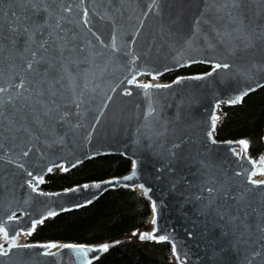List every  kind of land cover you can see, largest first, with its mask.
Segmentation results:
<instances>
[{"label": "snow or ice", "instance_id": "6c2138e0", "mask_svg": "<svg viewBox=\"0 0 264 264\" xmlns=\"http://www.w3.org/2000/svg\"><path fill=\"white\" fill-rule=\"evenodd\" d=\"M249 2L250 0H203L204 7L196 19L194 29L182 38L181 50H191L195 48L198 40L203 39L205 47L213 50L223 47L231 55H235L237 49L242 53L247 50L264 51V25L259 26L257 31L250 23H245ZM125 3L126 0H0V190L12 183L9 176L15 177L19 173L30 178L25 179L24 184L32 193L48 195L39 191V185L44 183L43 177L34 175L26 165L46 156L47 151L56 145H64L68 140H75L80 135V130L85 127V117L93 111L91 94L100 87L98 83L93 86V79L97 78L93 69L99 68L96 61L98 57L105 55L103 49H108L111 54L109 60L105 61V69L117 53L127 58L124 61L126 66H137L138 61L150 56L156 47L155 36L143 52L136 53L134 47L149 14L160 15L162 0H149L142 18H137L138 23L131 34L132 38L123 48H119L116 45L117 31L124 23L122 8ZM117 13H121L119 23ZM95 18L111 23L109 43H105L94 30ZM127 19L131 20V17ZM175 34L171 28L166 32L164 26H161L159 31L160 40L165 43L172 40ZM160 47H163V44ZM243 58L241 56V59ZM194 63L210 64L211 71L202 75L177 77L172 84H152L138 82V77L149 75L155 80L162 75L161 72H145L138 67L133 71L132 67H129L130 76H126L120 83L142 89L143 95L148 97L145 121H149L151 117L149 123L159 122V105H154L149 89L171 88L173 84H179L183 80H204L220 69H229L233 66L226 61L213 62L209 58L198 59L195 56L178 66L186 67ZM81 65L87 67L81 68ZM251 67L257 68V65L252 64ZM260 67L264 68V64ZM169 70L171 69L165 68V71ZM255 90L248 87L234 98L218 100L214 109H218L221 103L228 105L240 103L244 96ZM112 91L115 92L116 89L113 88ZM121 94L131 96L132 88L125 87ZM111 100L112 96H107L99 111L93 113L91 130L86 131L85 139L91 138ZM219 119L214 110L210 128L204 134L206 139L199 140L190 136L185 137L183 134H174L169 143L162 145L167 160L165 169L169 173L178 172L179 166L189 167L193 162L197 163L199 184L196 193L189 196L188 200L195 204L196 214L203 217L202 234L208 233L209 246L217 243L222 250L225 245L229 249L237 250L244 246L247 250L245 264H264V187L261 186L264 185V181L252 179V176L257 174V161L247 156L250 147L247 139L227 143L233 145L229 151L236 156L237 161H246L252 165L251 169H245L241 163V171H234L229 175L227 169L215 168L213 158L207 154L209 151L207 145L218 143L213 132ZM165 132H159L158 135L163 136ZM77 163L79 161L72 163L70 167H75ZM259 164L264 165V155L260 157ZM5 166H11L8 176L4 174ZM53 166L61 167L62 171L69 170L62 165ZM53 166H48L46 171L51 173ZM136 169L137 162L134 160L130 175L114 178L105 183L116 186L121 180L131 181L137 175ZM245 173L248 176L246 180L235 182V177ZM181 182H187L188 188H192V182L188 177L182 176ZM123 186L140 187L146 195L150 191L144 189L143 185ZM95 187L99 188V185ZM171 187L175 188V183ZM77 190L78 188L72 189ZM152 210L154 214L152 223L156 225L155 201L152 202ZM56 214L54 211H48L47 217ZM24 215L30 213L25 212ZM47 217L33 220L28 229L17 228L23 216L18 217L15 211L6 219L0 220V234L8 244L7 247L0 244V257H8L12 248H42L45 251L39 255L53 257L58 255L57 252L51 251L56 248L74 250L78 257H88L89 252L109 250L108 243L98 247L18 243L21 234L32 235L37 224L43 223ZM217 227L221 229L220 239L211 235ZM13 229L16 230L10 236L9 233ZM156 231L158 229L154 227L152 233L134 231L132 234L138 235L141 240L154 239L162 242L170 239L166 235L157 237ZM191 236L192 233L189 232V237ZM172 250L179 264H182L175 243ZM97 258L92 257L87 264H92V260ZM0 264L4 262L0 261Z\"/></svg>", "mask_w": 264, "mask_h": 264}, {"label": "water", "instance_id": "95a60500", "mask_svg": "<svg viewBox=\"0 0 264 264\" xmlns=\"http://www.w3.org/2000/svg\"><path fill=\"white\" fill-rule=\"evenodd\" d=\"M148 2L149 0H126L122 8L124 23L117 31V47L123 48L126 42L132 38L131 34L138 23L137 18H142L143 11L147 10ZM203 7V0H162L160 15L149 14L134 50L136 53L146 50L153 36L156 37V47L148 58L138 61L137 66H126L124 61L127 58L117 53L111 58L105 69V61L109 60L111 54L108 49H103L105 55L98 57L96 61L99 68L93 69L97 74V78L93 79V86L98 83L100 87L91 94L93 111L85 117V127L80 130V135L75 140H68L64 145H56L47 151L46 156L26 165L34 175L42 176L44 179L50 174L46 171L48 166L62 165L71 170L89 159L120 154L130 160V169L120 175L88 181L62 190L41 191L48 194L44 196L32 193L24 184L25 179H30L26 174L18 173L15 177L9 176L12 183L0 190V220L6 219L15 211L18 217L23 216V220L17 225V228L28 229L33 220L47 217L48 211H54L58 215L88 205L108 190L120 187L135 189L123 185L142 184L150 190L149 197L157 205L155 228L158 231L155 235L170 237L166 242L169 245L176 244L182 264H245L244 257L247 250L244 246L237 250L229 249L225 245L222 250L217 243L209 246L208 233L203 232L202 234L203 217L196 214L195 204L188 200L189 196L196 193V187L199 184L198 164L193 162L189 166L191 172H189V167L179 166L178 172L169 173L165 169L167 160L161 147L169 143L174 138V134H183L185 137L190 136L199 140L206 139L204 134L210 128L211 115L218 100L234 98L248 87L258 90L263 87L258 85H264V68L260 67L261 64H264V51L247 50L242 53L237 49L236 54L231 55L223 47L216 50L205 47L203 39L197 41L195 48L181 50L182 38L192 32ZM116 17L119 23L121 13H117ZM128 17H131V20H128ZM94 23V30L105 43H109L112 32L111 23L99 21L98 18L94 19ZM245 23H250L257 31H259V26L264 25V2L262 0H250ZM161 26L165 27L166 32L171 28L176 33L173 39L167 43L160 40ZM161 44L163 47H160ZM178 54L179 59H177ZM192 56L198 59L209 58L213 62L226 61L233 66L229 69H220L204 80H183L179 84H173L171 88L149 89L154 105H159V122L149 123L151 117L149 121H145L144 113L147 110L148 97L143 95L142 89L120 83L126 76H130L129 67H132L133 71L138 67L145 72H161L163 75L189 67H179L178 64L184 63ZM241 56L244 58L241 59ZM195 64L211 66L207 63H194L190 66ZM252 64H256L257 68L251 67ZM80 67L86 68L87 65ZM165 68L171 70L165 71ZM210 71L211 67L205 72L177 75L165 84H172L177 77L202 75ZM125 87L132 88L131 96L121 94ZM113 88L116 89L115 92L112 91ZM109 95L112 96V100L108 102V108L104 110L100 123L96 126L91 138L85 139L86 131L91 130L93 113L99 111ZM218 115L221 118V115ZM159 132H165V135H158ZM217 141L218 143L215 145H207L209 150L207 154L213 158L217 170L227 169L228 174L231 175L234 171H241V163L245 169L252 168V165L246 161L238 162L236 156L229 151L230 144L227 142L236 140ZM134 160L137 162V175L131 181L121 180L116 186L105 183L114 178L130 175ZM77 161L79 163L75 167H70ZM10 168L11 166H5L4 174L6 176L9 175ZM53 168V171L57 170L55 166ZM59 172L66 171L59 170ZM182 176L188 177V180L192 182L191 189L188 188L187 182H181ZM246 179L247 173L234 178L235 182ZM173 183L176 185L175 188L171 187ZM85 185L89 187L85 188ZM96 185H99V188L95 187ZM261 186L264 187V185ZM77 188V191H72ZM88 201L91 202L88 203ZM25 212L30 215H24ZM40 224L38 223L36 228ZM15 230L10 231L9 235L14 234ZM152 232L153 230L150 229L148 233ZM189 232L192 233L191 238ZM211 235L220 239L221 229L215 228ZM40 242L46 241H33L28 244H39ZM60 242L90 247L104 244ZM106 243L110 245V248L114 246L112 243ZM41 252H43L42 248H12L10 255L0 257V261H3L4 264H87L92 257L99 258L105 253L89 252L88 257H78L74 250L59 248L53 251L58 253L53 257L39 255ZM259 259L258 257L257 260ZM95 260L93 259L92 263Z\"/></svg>", "mask_w": 264, "mask_h": 264}, {"label": "trees", "instance_id": "16d2710c", "mask_svg": "<svg viewBox=\"0 0 264 264\" xmlns=\"http://www.w3.org/2000/svg\"><path fill=\"white\" fill-rule=\"evenodd\" d=\"M210 67L195 64L166 73L172 80L178 74L205 72ZM221 118L213 132L217 140L247 138L249 153L256 157L264 149V86L246 95L235 105H220ZM130 169V160L112 154L86 160L75 168L46 176L43 188L62 190L93 180L120 175ZM150 202L140 192L129 188L108 190L88 205L60 213L43 221L34 231L32 241L58 240L73 243L114 244L92 264H176L166 241L141 240L139 233L149 230ZM122 238H129L116 244Z\"/></svg>", "mask_w": 264, "mask_h": 264}, {"label": "bare ground", "instance_id": "6f19581e", "mask_svg": "<svg viewBox=\"0 0 264 264\" xmlns=\"http://www.w3.org/2000/svg\"><path fill=\"white\" fill-rule=\"evenodd\" d=\"M140 76H141V75H140ZM140 76H139V77H140ZM139 77H138V82H145V83H147V82H151L152 84H163V83H158V82H154V81H144V80H141ZM215 113H216L217 116H219V115H218V109H215ZM236 141H238V140H236ZM232 146H233V145H230V147H232ZM239 151H240V149H239V147L237 146V152H239ZM247 156H248V158H250L251 160L257 161V168H256V173H257V174H255L254 176H252V179H254V180H256V181H264V178H262V177H263L262 175H264V165L259 164V158H253V157H251L250 155H248V153H247ZM55 168H57V169H59V170L62 171L61 167H55ZM53 169H54V168H53ZM247 178H248V176H247ZM139 185H142V184H139ZM143 186H144V185H143ZM135 189H137V190L140 192L141 195H143L145 198L148 199V201L150 202L151 210H152V202H153V201H152L151 198L149 197V191L147 192V195H146L145 192H144V190L141 189L140 187H135ZM144 189H148V188H146V187L144 186ZM39 191L41 192V190H39ZM153 215H154V214H153V210H152V215H151L150 220H149V223H151V226H152V227H151L152 230H153L154 227H155V225H153V223H152ZM27 237H28V235H23V234H21V235L19 236V238H18V243L21 244V245L26 244L27 242L25 241V238H27ZM47 243H56V244H58V245H62V244H63V243L60 242V241H46V242H40L39 244H47ZM0 244H4L5 247L8 246V244L5 243L2 234H0ZM170 246H171V251H172V254H173L172 244H171ZM56 249H59V248H56ZM56 249H52L51 251H54V250H56ZM43 251H45V250L43 249ZM173 257L175 258V262H176V264H179V262L177 261V257H176L174 254H173Z\"/></svg>", "mask_w": 264, "mask_h": 264}, {"label": "rangeland", "instance_id": "374dc122", "mask_svg": "<svg viewBox=\"0 0 264 264\" xmlns=\"http://www.w3.org/2000/svg\"><path fill=\"white\" fill-rule=\"evenodd\" d=\"M209 67H211V66H209ZM165 74H163V75H160L157 79H155V80H153V79H151V76H149V75H141L139 78L141 79V80H144V81H154V82H158V83H163V84H165V83H167V82H169L168 80H165L164 78H163V76H164ZM178 75H188V74H178ZM221 104H223V103H221ZM220 104V105H221ZM219 109H220V106H219V108H218V114H220V111H219ZM240 140V139H239ZM247 153H248V155H250L251 157H253L250 153H249V150L247 151ZM262 155H264V149H263V151L260 153V154H258L256 157H253V158H259L260 159V157L262 156ZM263 177L262 178H264V175H262ZM43 180H46V178H44ZM44 183H45V181H44ZM44 183H42V184H40L39 185V190H41V191H44V192H48L47 190H45L44 188H43V184ZM149 230L151 229V223H149ZM149 230H147L146 232H143V233H148L149 232ZM127 239H129V238H122L119 242H121V241H125V240H127ZM25 241L28 243V242H33V241H31V239H30V236H28L27 238H25Z\"/></svg>", "mask_w": 264, "mask_h": 264}, {"label": "built area", "instance_id": "2783aa9c", "mask_svg": "<svg viewBox=\"0 0 264 264\" xmlns=\"http://www.w3.org/2000/svg\"><path fill=\"white\" fill-rule=\"evenodd\" d=\"M242 139H247V138H242ZM248 140V139H247ZM249 141V140H248Z\"/></svg>", "mask_w": 264, "mask_h": 264}]
</instances>
